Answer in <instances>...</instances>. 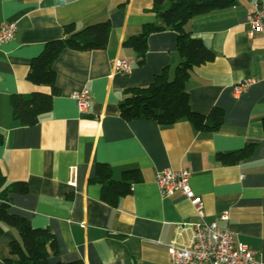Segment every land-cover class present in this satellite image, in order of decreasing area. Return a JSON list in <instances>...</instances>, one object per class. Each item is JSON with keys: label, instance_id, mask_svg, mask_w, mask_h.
<instances>
[{"label": "crops", "instance_id": "crops-1", "mask_svg": "<svg viewBox=\"0 0 264 264\" xmlns=\"http://www.w3.org/2000/svg\"><path fill=\"white\" fill-rule=\"evenodd\" d=\"M236 2L184 26L214 55L193 67L186 82L193 112L224 113L218 131L204 132L186 120L160 126L119 116L124 90L148 86L165 70L171 79L181 61L176 34L169 30L149 36L141 65L137 53L123 46L144 25L158 22L151 0H0V23L16 26L14 38L0 46V173L8 182L26 184V194H9L10 212L50 231L58 250L49 252L50 264H168L166 245L190 237L189 231L177 237V227L198 222L228 231L264 264V32L249 36L247 21L249 14L264 16V0ZM105 21L110 31L104 50H65L55 61L60 93L51 111L33 126L13 121L12 95L50 91L27 80L45 43L61 39L67 24L82 28ZM117 59L130 63L129 74L114 71ZM247 79L253 83L234 95L233 88ZM82 90L89 104L80 112L71 95ZM248 144L250 156L235 164L216 158ZM98 163L109 165L115 179L129 169L140 172L117 207L101 202L100 186L89 183ZM181 169L190 171L201 218L188 199L159 192L156 175ZM223 213L227 220L220 219ZM15 239L12 229L0 234V264L13 259L9 243Z\"/></svg>", "mask_w": 264, "mask_h": 264}, {"label": "trees", "instance_id": "trees-1", "mask_svg": "<svg viewBox=\"0 0 264 264\" xmlns=\"http://www.w3.org/2000/svg\"><path fill=\"white\" fill-rule=\"evenodd\" d=\"M157 23L144 25L137 36L123 42L137 53V64L143 63L150 35L169 30L176 34V46L181 61L175 67L169 79L167 70L153 77L145 87L130 88L123 91V98L118 104L119 116L126 122L152 120L160 126H170L181 120L188 121L196 130L216 132L224 120V113L213 108L208 115H201L191 110L186 82L193 67L213 60V53L200 39L192 38L184 29L192 18L234 6L236 0H151ZM61 39L45 43L38 56L32 59L27 80L37 86H45L49 93L33 92L28 96L10 97L13 121L21 126L37 124L42 115L51 111L52 100L59 95L56 87V73L53 65L65 50L78 52L104 50L108 43L110 25L107 21L97 22L82 28L74 24L63 27ZM264 130V117L262 118ZM3 137L0 134V144ZM253 145L248 144L242 150L232 153H219L216 158L222 164L232 165L250 156ZM138 169H129L115 179L113 169L105 164L95 166L94 175L89 179L92 185L100 186V200L110 207H117L121 198L131 194L132 185L139 181ZM24 195L27 186L22 182H8L0 173V234L12 229L17 239L9 243V254L13 259L6 264H50L49 252L57 254V246L48 229L33 228L29 221L10 212L9 194ZM55 264H83L81 261Z\"/></svg>", "mask_w": 264, "mask_h": 264}, {"label": "built area", "instance_id": "built-area-1", "mask_svg": "<svg viewBox=\"0 0 264 264\" xmlns=\"http://www.w3.org/2000/svg\"><path fill=\"white\" fill-rule=\"evenodd\" d=\"M250 26L248 35L264 32V16L261 12L247 15ZM16 34L14 23H0V46L10 42ZM114 71L118 74H129L130 63L124 59L114 62ZM253 83L247 79L233 88L234 95H240ZM71 98L75 101L80 112L87 109L89 104L88 91L73 92ZM190 171L165 170L156 175L155 182L162 196L170 197L175 194L188 199L193 205L195 213L203 217V205L200 198L196 197L189 184ZM221 220H227V214L223 213ZM183 231H189L190 237L186 242L172 240L166 245L168 264H258L256 252L249 250L244 245L238 244L233 235L221 230L215 223H191L177 227V237Z\"/></svg>", "mask_w": 264, "mask_h": 264}]
</instances>
